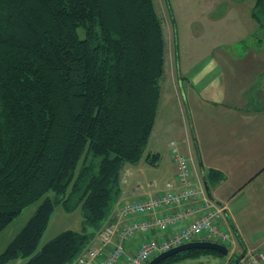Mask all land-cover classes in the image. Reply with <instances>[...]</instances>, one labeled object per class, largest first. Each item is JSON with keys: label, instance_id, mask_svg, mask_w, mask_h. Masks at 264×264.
Listing matches in <instances>:
<instances>
[{"label": "trees", "instance_id": "obj_1", "mask_svg": "<svg viewBox=\"0 0 264 264\" xmlns=\"http://www.w3.org/2000/svg\"><path fill=\"white\" fill-rule=\"evenodd\" d=\"M249 14L263 38L264 0ZM163 73L154 0H0V231L40 201L0 264H71L92 243L120 195L124 165L145 153ZM58 205L79 207L81 228L37 250ZM208 254L222 255L191 248L158 264Z\"/></svg>", "mask_w": 264, "mask_h": 264}, {"label": "crops", "instance_id": "obj_2", "mask_svg": "<svg viewBox=\"0 0 264 264\" xmlns=\"http://www.w3.org/2000/svg\"><path fill=\"white\" fill-rule=\"evenodd\" d=\"M159 1L161 14L168 16L165 0ZM168 1L172 19L162 21L163 76L170 43L165 92L160 85L145 153L139 162L124 165L120 195L102 226L128 221L118 210L121 202L158 194L174 178L169 147L174 141L191 155L197 183L205 189V178L208 197L223 208L218 223L233 233L229 256L264 254V37H254L257 23L249 14L253 2L244 9L229 0L218 10L214 0L183 15ZM146 155L156 156L150 163ZM178 209L160 208L135 219H152ZM184 224L182 220L167 231L152 228L144 235L136 234L125 248L135 250L143 238H167Z\"/></svg>", "mask_w": 264, "mask_h": 264}, {"label": "built area", "instance_id": "obj_3", "mask_svg": "<svg viewBox=\"0 0 264 264\" xmlns=\"http://www.w3.org/2000/svg\"><path fill=\"white\" fill-rule=\"evenodd\" d=\"M169 147L175 168L174 178L166 181L158 194L121 202L118 210L128 221L103 225L96 233V240L77 255L73 264H143L159 252L195 240H212L228 249L232 247L233 233L218 223L223 208L215 204L201 183L195 180L191 155L183 153L174 141ZM166 207L179 209L152 219H135L138 214ZM182 220L185 224L167 238H143L135 250H126V242L134 235H144L152 228L167 231ZM241 260L244 264H264V254L242 255Z\"/></svg>", "mask_w": 264, "mask_h": 264}, {"label": "rangeland", "instance_id": "obj_4", "mask_svg": "<svg viewBox=\"0 0 264 264\" xmlns=\"http://www.w3.org/2000/svg\"><path fill=\"white\" fill-rule=\"evenodd\" d=\"M210 1H214V0H171V3L174 8H177L176 13H182L184 15V13H188L189 10L191 11V13H194L195 8H199L205 5L208 6ZM217 1L219 3L218 10L221 8H224L229 3V0H217ZM232 1L236 3H240L242 6H244V9H245L250 4H252L254 0H232ZM154 4L156 6V11L158 12V15L160 16V18L162 19L164 23H165V18L168 20L172 19L169 14H168L169 17L167 16V14H164V15L161 14V1L154 0ZM192 27H194V25H192ZM173 35L175 38L176 34L174 32L172 33V37ZM168 42L166 45V60H167L166 74H164V76L162 77L160 81V85H161L163 93L165 92V86L167 84L166 80L169 77L168 51L170 49V46H169L170 43ZM175 44L176 42L174 40V46ZM176 101L178 102V100ZM179 101H181L180 97H179ZM39 202L40 201H35L29 204L28 206H26L25 208H23L21 212L2 231H0V254L6 247L8 242L13 237H15L16 234L20 231V229L25 225L27 220L36 210ZM81 212L82 211L80 210L79 207H77L71 212H66L63 210L61 205L56 206L50 215L46 229L44 230L43 234L41 235L39 239L37 250H39L48 240H50L51 238H53L54 236H56L58 233L62 232L63 230H67V229L79 230L81 228V220H82ZM228 258H226V264L228 262ZM224 259H225V256L223 255L208 254V255H203L199 259H196V260H186L183 262L173 263V264H185V263L192 262V261H200L203 264H224ZM25 261H26V258L18 257V258L9 260L3 264H24Z\"/></svg>", "mask_w": 264, "mask_h": 264}, {"label": "water", "instance_id": "obj_5", "mask_svg": "<svg viewBox=\"0 0 264 264\" xmlns=\"http://www.w3.org/2000/svg\"><path fill=\"white\" fill-rule=\"evenodd\" d=\"M203 183H204L207 194H209V190H208L205 178H204ZM191 248L211 249V250H215L219 252L225 257H229V249L226 245L219 243L217 241H212V240H195V241L182 243L177 246L166 249L162 252H159L158 254L150 258L145 264H158L159 262L163 261L165 258H167L170 255H173L177 252L188 250ZM241 258L242 256L240 258L236 256L230 257V262L232 264H241L240 263Z\"/></svg>", "mask_w": 264, "mask_h": 264}, {"label": "bare ground", "instance_id": "obj_6", "mask_svg": "<svg viewBox=\"0 0 264 264\" xmlns=\"http://www.w3.org/2000/svg\"><path fill=\"white\" fill-rule=\"evenodd\" d=\"M76 257H77V256H76ZM76 257H75V259H76ZM75 259L73 260V262H72L71 264H73V263H74ZM145 262H146V261H145ZM145 262H144V263H145ZM144 263H143V264H144Z\"/></svg>", "mask_w": 264, "mask_h": 264}]
</instances>
